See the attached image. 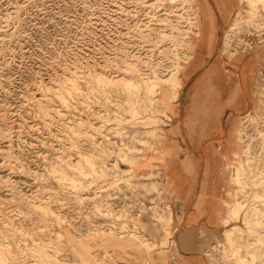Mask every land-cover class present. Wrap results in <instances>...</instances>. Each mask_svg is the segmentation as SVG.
Here are the masks:
<instances>
[{
    "label": "rangeland",
    "instance_id": "1",
    "mask_svg": "<svg viewBox=\"0 0 264 264\" xmlns=\"http://www.w3.org/2000/svg\"><path fill=\"white\" fill-rule=\"evenodd\" d=\"M236 3L206 53L186 43L201 24L194 0H0V264H264V5ZM212 62L225 79L246 68L243 92L214 76L195 95ZM173 73L166 109L156 100ZM178 161L212 181L213 223L185 226L197 199L171 191ZM253 204L259 224L243 222Z\"/></svg>",
    "mask_w": 264,
    "mask_h": 264
},
{
    "label": "crops",
    "instance_id": "2",
    "mask_svg": "<svg viewBox=\"0 0 264 264\" xmlns=\"http://www.w3.org/2000/svg\"><path fill=\"white\" fill-rule=\"evenodd\" d=\"M196 3L200 10V23H209L207 34L208 38H212L217 34V23L226 24L235 16L233 9L237 5L236 0H196ZM239 4V3H238ZM239 10V9H238ZM207 26L204 25L202 29V33L206 31ZM204 36V34H203ZM203 38V37H202ZM205 52H203L204 54ZM222 68V65L217 66L215 62H212L210 65L204 67V71L201 76L196 77L193 81L195 95L198 92L199 86L202 85L203 81H207L212 79L214 76H219L220 79L226 81L229 79L234 82V86L232 90L234 93H242L243 91L239 88L238 84L235 82L240 81V77L244 78L247 76L246 71L241 69V72H234L231 74V77L225 79L224 74L221 75L219 70ZM203 69V68H202ZM194 68H188L184 72V78L188 79L191 74L195 73ZM196 74V73H195ZM220 74V75H219ZM222 86V85H221ZM231 87V86H230ZM223 87L220 85L217 87V92L221 93ZM235 90H234V89ZM230 89H228L229 91ZM215 98V95L213 96ZM211 97V98H213ZM185 162L181 163L178 161L177 163H172L166 165L165 172L167 173L170 180V189L173 193L178 195V197L184 199H197L189 204L188 209H186L185 215V226L191 227L195 224L203 223V224H211L215 221V215L212 210V201H204L203 199L212 200L211 196H207V193H212L213 184L210 180L209 184L207 180L198 181V177L195 174V171H187L184 169ZM173 174V175H171ZM199 188V190H197ZM199 199V200H198ZM186 240L180 244L181 246L186 244ZM181 264H207L203 257L198 255H185L182 256L180 260Z\"/></svg>",
    "mask_w": 264,
    "mask_h": 264
},
{
    "label": "bare ground",
    "instance_id": "3",
    "mask_svg": "<svg viewBox=\"0 0 264 264\" xmlns=\"http://www.w3.org/2000/svg\"><path fill=\"white\" fill-rule=\"evenodd\" d=\"M194 2L196 3V0H194ZM247 2L249 3V5L251 6V9H253L254 7H256V5H257V3L258 2H260V3H262V5H264V0H247ZM197 4V3H196ZM197 6V5H196ZM198 7V6H197ZM198 9V8H197ZM237 18H239V16H238V12H236V14H235V16L233 17V20H236ZM167 20H169V19H167ZM170 21V20H169ZM168 25V24H167ZM200 26H201V24H199V26H198V29L196 30V31H194V33H193V37H194V40H192V39H188V41L186 42L187 43V45H193L194 47H195V49H197L198 50V48H199V43H200V39H203L204 41H205V44H206V53H208V52H210V50H211V48L213 47V41H210V38H208V34H207V30H208V26H210V24L209 23H207L205 26H207L206 28V31H204V33H202L203 31H202V29H203V26H201V28H200ZM178 29V28H177ZM234 29L233 28H230L229 30H227L226 32H225V37L227 36V35H231V32L233 31ZM203 34H204V36H203ZM203 37V38H202ZM213 38V37H212ZM242 60H245L244 61V63H243V65L245 66V67H249V58H247L246 56H244L243 57V59ZM177 66V70H176V73L178 74H180V70L181 69H183L184 67H185V63L184 64H178V65H176ZM175 66V67H176ZM244 69H246V68H244ZM174 70V69H173ZM172 72V71H171ZM97 73V72H96ZM99 73V72H98ZM132 73V72H131ZM175 73V72H174ZM174 73L172 74V75H168L169 77H167V78H165V79H161V81H162V84H161V86H162V88L160 89V92H159V97H158V99L156 100V101H159L160 103H162L164 106H165V108L166 109H171V103H172V99L173 98H175V96H176V93H177V90H178V88H180V86H181V83L179 82V76H177L176 77V75H174ZM73 75V74H72ZM78 77V76H77ZM88 77V76H87ZM157 77V76H156ZM145 78V77H144ZM77 79V78H76ZM86 79V78H85ZM90 79H92L91 77H90ZM139 79V78H138ZM158 79V78H157ZM74 80V79H73ZM78 80V79H77ZM82 80V79H81ZM95 80L97 81V82H99V83H101L102 84V86H103V83H105V84H108V83H110V84H112V86H114V85H116V84H119V85H121V88L123 89V90H127V91H130V90H132V89H135L136 87V84L135 83H133V82H130V81H127V80H125V79H123V78H118V79H112V78H108V77H104V76H102V75H100V74H95ZM70 81V80H69ZM94 81V80H93ZM82 82H84L83 80H82ZM142 82H143V80H142ZM64 83V82H63ZM158 83V82H157ZM67 84V83H66ZM76 84V83H75ZM159 84V85H160ZM100 85V84H99ZM98 85V86H99ZM143 85H144V89H145V91L146 92H152L153 91V89H154V87H155V84L153 83V82H151V81H144V83H143ZM193 85H194V83H193ZM105 86V85H104ZM110 86V85H109ZM72 87V86H71ZM117 87V86H116ZM115 88V87H114ZM67 89V88H66ZM103 89V88H102ZM119 89V88H118ZM141 89V88H140ZM71 90H73V89H71ZM114 90V89H113ZM121 90V89H120ZM64 91V90H63ZM62 91V92H63ZM91 91V90H90ZM141 91V90H140ZM144 91V90H143ZM92 92V91H91ZM65 93V92H64ZM89 93V92H88ZM103 93V92H102ZM156 93V92H155ZM149 96V95H148ZM153 97V96H152ZM148 100H149V98H148ZM151 101V100H150ZM131 103H132V101H131ZM151 103H152V101H151ZM156 103V102H155ZM158 103V102H157ZM154 104V103H153ZM159 104V103H158ZM159 106V105H158ZM156 107V106H155ZM151 108H152V105H151ZM154 111V110H153ZM105 115H106V113H105ZM107 116V115H106ZM105 116V117H106ZM149 118V117H148ZM103 120H105V119H103ZM102 121V120H101ZM107 121V120H106ZM127 121V120H126ZM111 124H113V127H116V126H118V125H120L116 120L115 121H113V123H111ZM113 129V128H112ZM238 130V129H237ZM121 133V132H120ZM238 140H239V138H238ZM158 142V141H157ZM164 153H166V152H164ZM167 154V153H166ZM168 155V154H167ZM134 161V160H133ZM93 163V162H92ZM88 164H90V163H88ZM95 165V164H94ZM91 166H93L92 164H91ZM103 166H105V165H103ZM131 166V165H130ZM82 168V167H81ZM89 168V167H88ZM96 168V167H95ZM83 169V168H82ZM103 169V168H102ZM101 169V170H102ZM107 169V168H106ZM87 170V169H86ZM91 170V169H90ZM238 170H236V172H237ZM103 172H104V170H103ZM137 172V171H136ZM107 173V172H106ZM79 174V173H78ZM91 174V173H90ZM104 174V173H103ZM148 174V173H147ZM93 175H94V173H93ZM140 175H141V173H140ZM171 175H173V174H171ZM168 176V175H167ZM97 177H98V175H97ZM101 177V176H100ZM99 177V178H100ZM93 181V180H92ZM237 182H239V181H237ZM93 183V182H92ZM170 183V182H169ZM88 188V187H87ZM88 190H89V188H88ZM84 191H85V188H84ZM86 192V191H85ZM87 193V192H86ZM255 199H257V197L255 196L254 197V199L253 200H255ZM244 207V205L242 204V203H239V202H236L234 205H231L230 206V209L228 210V212H230V214H232L235 218H237L238 217V214H239V212L242 210V208ZM166 215V214H165ZM251 216H254L255 217V223L256 224H259L261 221H260V217H261V210L260 209H258L257 208V206L256 205H252L250 208H248L247 210H246V212H245V214H244V216H243V222H246L247 220H248V217H250L251 218ZM167 217V216H166ZM165 217V218H166ZM253 218V217H252ZM251 218V219H252ZM250 219V220H251ZM225 222V221H224ZM234 228H237L236 226H233ZM229 231H231V230H226L225 232H226V238H227V240L228 241H231L232 243L235 241L234 239H233V233L234 232H232L231 231V233H228ZM260 241H264V239H260ZM248 249H250V248H248ZM255 251V250H254Z\"/></svg>",
    "mask_w": 264,
    "mask_h": 264
}]
</instances>
